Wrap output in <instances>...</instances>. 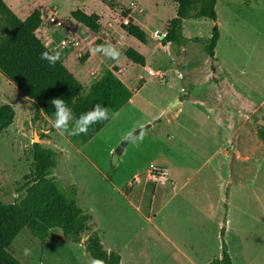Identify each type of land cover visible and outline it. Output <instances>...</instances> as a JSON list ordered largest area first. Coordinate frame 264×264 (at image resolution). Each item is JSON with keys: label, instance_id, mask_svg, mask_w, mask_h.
I'll return each mask as SVG.
<instances>
[{"label": "rangeland", "instance_id": "rangeland-1", "mask_svg": "<svg viewBox=\"0 0 264 264\" xmlns=\"http://www.w3.org/2000/svg\"><path fill=\"white\" fill-rule=\"evenodd\" d=\"M6 2L21 19L43 9L41 38L48 30L54 32L57 43L65 37L79 41L69 48L54 49L56 43L49 48L60 53L85 94L94 80L118 66L123 72L119 76L135 96L90 141L76 146L53 129L43 113L37 114L36 106L0 73V105H12L16 112L14 123L0 135V201L18 203L26 197L20 188L33 162V144L39 142L57 153L52 176L62 189L76 188L88 225L80 243L51 229L42 244L25 228L10 246L13 255L23 264H90L85 246L96 231L106 250L121 255V264H211L221 255L225 227L233 264H264V127L258 124L264 120V0H218L219 23L186 19L183 35L189 41L184 58L178 47H163L160 38L176 16L173 0ZM132 4L143 10L130 11L146 32V43L127 35L118 41L121 13L132 9ZM77 9L99 14L101 30L86 31L72 17ZM53 13L62 26L45 25ZM110 18L116 28L111 27ZM214 24L220 31L215 49L221 64L219 77L228 94L235 96L234 116L222 112L223 101L220 105L208 101L215 84L207 81L203 57ZM197 37L200 42L192 40ZM97 39H106L105 45L117 48L119 58L94 52ZM126 45L149 59L155 76L128 60L125 51H120ZM181 88L190 98L178 117L179 123L188 124L185 132L170 126L163 118L165 113L158 112L164 101L183 93ZM130 136L119 162L113 165L112 154ZM221 145L223 150L207 159ZM151 163L171 166L177 185L185 183L178 192L167 186L174 197L170 203L163 198L165 188L155 191L160 184L155 179H147L144 195H140L142 188L131 192L136 175L143 179ZM165 182L164 186L169 183ZM25 247L31 249L28 256L23 254Z\"/></svg>", "mask_w": 264, "mask_h": 264}, {"label": "trees", "instance_id": "trees-1", "mask_svg": "<svg viewBox=\"0 0 264 264\" xmlns=\"http://www.w3.org/2000/svg\"><path fill=\"white\" fill-rule=\"evenodd\" d=\"M173 1L176 3V16L168 23L161 42L169 49L178 47L180 55L184 58L185 47L189 41L183 35L184 21L188 18H206L215 22L218 17V0ZM125 12L127 13L121 15L128 21L122 22L121 28L128 36L146 43L147 34L144 29L131 18L130 9ZM72 17L89 31L98 33L102 28L101 17L97 13L88 14L77 9L72 13ZM44 28L39 9L21 19L6 0H0V73L36 106L37 114L41 112L50 120L53 119L54 113L51 101L56 98L65 100L72 111L73 119L79 118L97 103L107 107L109 119L91 125L86 133L69 136L60 131L72 144L81 146L98 134L127 105L133 92L117 75L120 68L113 66L94 80L85 94L83 84L60 56L55 64L41 59L42 52L54 53L42 41L40 34ZM219 38V27L214 24L211 37L205 44L203 65L207 81L214 83L215 88L223 92L225 88L219 77L220 63L215 54ZM192 40L200 42L201 39L197 37ZM101 43L102 40L97 39V44ZM124 54L131 62L142 67L146 65V56L138 50L128 47ZM178 64L181 65L180 62ZM222 101L225 100L220 97L218 100L211 99V102L217 105ZM15 115L12 105H0V135L14 123ZM56 157L57 153L53 149L35 142L33 162L30 171L24 175V183L20 188L25 189L26 197L18 203L7 204L0 201V264H23L10 251V246L25 228L42 244L51 229L61 231L66 240L74 243H80L82 235L88 231L86 217L83 216V209L77 201L76 188L71 186L64 190L52 176L57 165ZM221 235V255L212 260L211 264H233L224 239L225 227L222 228ZM85 249L91 259H98L102 264H121V255L106 250L96 231L87 240Z\"/></svg>", "mask_w": 264, "mask_h": 264}, {"label": "crops", "instance_id": "crops-1", "mask_svg": "<svg viewBox=\"0 0 264 264\" xmlns=\"http://www.w3.org/2000/svg\"><path fill=\"white\" fill-rule=\"evenodd\" d=\"M141 8V7H140ZM142 9V8H141ZM40 10H43V9H40ZM132 12V11H131ZM137 12V11H136ZM99 15V14H98ZM110 15V14H109ZM100 16V15H99ZM130 16H131V18L133 19V16H132V14L130 13ZM101 17V16H100ZM101 20V19H100ZM128 21V19L127 18H123V21L122 22H124V23H126ZM121 22V23H122ZM134 22L135 23H137L135 20H134ZM217 22L219 23V20H217ZM109 23L111 24V27L113 26V27H115L116 28V21H114V20H112L111 18H110V21H109ZM121 23H119L118 24V27L120 26V24ZM139 25V24H138ZM218 25V24H217ZM117 27V28H118ZM86 29V31H89L88 30V28L87 27H85ZM165 32H166V30H165ZM164 32V33H165ZM50 33H52V31L51 32H49V31H47L46 32V34H45V37H44V40H46V41H49V39H50ZM127 35V33L122 29L121 30V33H120V35H119V42L121 41V36H126ZM128 36V35H127ZM42 37V38H43ZM53 37H54V35H53ZM129 37H131V36H129ZM128 38V37H127ZM220 39V38H219ZM106 44V39H103L102 40V43H101V45H105ZM118 44H120V43H118ZM163 47H167V46H163ZM217 47V46H216ZM128 47H127V45L126 46H123L121 49H120V51L121 52H124L126 49H127ZM102 53H100L99 55H101ZM217 57V56H216ZM218 58V57H217ZM129 60V59H128ZM133 63V62H132ZM219 63H220V61H219ZM113 67V66H112ZM111 67V68H112ZM145 68H148L149 69V72H150V74H152V75H154L155 76V72L153 71V70H151V68H150V66H149V59L146 57V65L144 66ZM120 68V67H119ZM220 68H221V64H220ZM220 70V69H219ZM121 71V73H117V75L119 76L120 74H122L123 72H122V70L120 69L119 70V72ZM156 72H158L159 73V71H156ZM120 78H121V76H119ZM123 81V80H122ZM146 79H145V81L143 82V84H141V85H143V86H141V87H145V83H146ZM124 82V81H123ZM209 83V82H208ZM220 83H221V80H220ZM187 85L188 86H191V85H193L190 81H187ZM229 85V87L231 86L232 87V89H234L233 88V86L231 85V84H228ZM215 86L216 85H212L211 87H210V93H211V97L213 98V99H216V100H218V98L220 97V98H223V100H225V101H223V105H222V107H220V109L222 110V112L224 113V114H226V115H233L234 116V110L231 108V107H234V105H233V103L236 101L235 100V96H234V94L233 95H229L228 94V92H227V90L225 89L223 92H220L219 91V89L218 88H215ZM181 90L183 91V93L182 94H180V95H175V96H173V97H170V98H168L166 101H164L163 103H162V106H161V108H160V110L158 111L159 112V114H162V113H165V111H166V109H169L168 110V112H166L165 113V115L163 116V118H167V120H168V124L170 125V126H172L173 124L175 125V126H177V127H175V128H178V127H180V129L183 131V132H185V131H188V124L187 123H184V122H178V117H179V115L183 112V106L185 105H189L190 104V102H188V99H190L189 97H187L186 95H188L189 94V92H187V93H184V90H183V88H181ZM234 91V90H233ZM208 98V101L209 102H211V99L212 98ZM134 99H135V96H134V94H133V96H132V98L130 99V101L127 103V104H129V103H133L134 102ZM175 101H179L178 102V104L177 105H174V102ZM200 103H204V101L203 100H200ZM242 104V103H241ZM215 105H217V104H215ZM207 106V105H206ZM208 108H213V107H216V106H213V105H210V106H207ZM242 106H238V108H241ZM217 108H219L218 106H217ZM233 112L232 114H230V112ZM240 114V113H239ZM233 116H231V117H233ZM196 117V115H194L193 116V118H195ZM193 118H191L190 117V119H193ZM241 126V125H240ZM223 146L221 145V146H219V147H217L213 152H212V154H211V156H209L207 159H210L211 157H213L214 156V154H216V153H219L221 150H223V148H222ZM239 153V152H238ZM240 154V153H239ZM120 156V155H119ZM151 165H154L153 163H151L150 164V166ZM150 166H149V168H150ZM156 166V165H155ZM156 167H158V166H156ZM160 170H163V171H165V178L163 179V180H160V181H158V182H160V184H158L157 185V188L155 189V191L158 189V190H160L161 188H165L166 189V191H164V196H163V198L164 199H166V202L165 203H170L171 202V200L174 198H172V196L173 195H171V194H168V192H167V190H169L170 189V191H171V189L175 192V191H177V190H179V189H182L184 186H185V183L184 184H182L181 185V187L180 186H178L177 185V183H178V181H176L174 178H173V176H174V171H173V169H172V167L171 166H168V165H161L160 167H158ZM150 178V174H149V169L147 170V172L146 173H144V178L143 179H141V177H140V175H136V177H135V181H137V183L135 184V186H133L132 188H131V192H134V190H139L138 188H142V192H141V194L140 195H144L145 193V188H146V183H147V179H149ZM165 181H168L169 183H167V185L166 186H164L165 184L164 183H166ZM164 184V185H163ZM170 187L169 189H168V187ZM164 189V190H165ZM166 192H167V194H166ZM178 192V191H177ZM176 194V193H175ZM174 194V195H175ZM139 195V196H140ZM171 195V196H170ZM154 197V200H157V195L156 194H154L153 195ZM169 196V197H168ZM140 200H142V196H140ZM157 228H160V227H157ZM161 233L163 232L162 230H160V229H158ZM121 259H122V257H121Z\"/></svg>", "mask_w": 264, "mask_h": 264}, {"label": "clouds", "instance_id": "clouds-1", "mask_svg": "<svg viewBox=\"0 0 264 264\" xmlns=\"http://www.w3.org/2000/svg\"><path fill=\"white\" fill-rule=\"evenodd\" d=\"M93 51L101 52L112 60H117L120 56L119 50L111 44L97 45ZM59 56L60 53L58 51L54 53H41V59L49 61L50 64H55V62L59 59ZM51 103L54 108L53 119L51 120L52 128L59 130L62 133H67L69 136L86 133L91 125L109 119L108 108L100 103L95 104L89 111L82 113L77 119H73L72 111L65 100L56 98L53 99ZM30 253V248L25 247L23 249L24 256H28ZM90 264H102V261L92 259Z\"/></svg>", "mask_w": 264, "mask_h": 264}, {"label": "built area", "instance_id": "built-area-1", "mask_svg": "<svg viewBox=\"0 0 264 264\" xmlns=\"http://www.w3.org/2000/svg\"><path fill=\"white\" fill-rule=\"evenodd\" d=\"M132 9L130 10H134L136 9V11H139V12H142L143 10L141 8H139L137 5L135 6L134 4H132ZM135 7V8H134ZM41 13H42V18L44 17L43 16V10H40ZM44 20V19H43ZM45 25H51V26H62V20H60L59 17H57L55 15V13H53L52 15H50L48 17V19H46L45 21ZM48 31V30H47ZM53 31L52 33H50V39L49 41H46L44 40V37L42 38V41L44 42V44L46 46H50L52 44H55L56 43V47L54 49H57V48H61V49H64V48H69L70 46H77L79 44V41L78 40H74V39H67V37H65L64 39H61L60 42L57 43V41L54 39L53 37ZM166 33V32H165ZM165 33H163V35H165ZM46 34V32H45ZM159 33L158 32H155V35H158ZM149 174H150V178L151 179H155L157 181H160V180H163L165 178V171L163 170H160L158 167H156L155 165H151L150 168H149Z\"/></svg>", "mask_w": 264, "mask_h": 264}, {"label": "water", "instance_id": "water-1", "mask_svg": "<svg viewBox=\"0 0 264 264\" xmlns=\"http://www.w3.org/2000/svg\"><path fill=\"white\" fill-rule=\"evenodd\" d=\"M163 37H164V35H161L160 38L162 39ZM178 102H179V101H176V102L174 103V105H177ZM168 110H169V109H166L165 113L168 112ZM258 124L261 125L262 127H264V120H263V119H260V120L258 121ZM130 138H131V136L128 137V138H126L124 141H122V143L117 147L116 151L112 154V159H111V161H112V164H113V165H116V164L119 162V155L123 152L125 146L129 143V139H130ZM37 139H39L38 136H36L35 140H37Z\"/></svg>", "mask_w": 264, "mask_h": 264}]
</instances>
